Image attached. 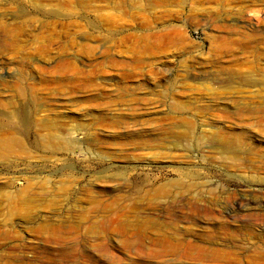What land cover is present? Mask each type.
I'll return each mask as SVG.
<instances>
[{
    "label": "rangeland",
    "instance_id": "rangeland-1",
    "mask_svg": "<svg viewBox=\"0 0 264 264\" xmlns=\"http://www.w3.org/2000/svg\"><path fill=\"white\" fill-rule=\"evenodd\" d=\"M0 264H264V0H0Z\"/></svg>",
    "mask_w": 264,
    "mask_h": 264
}]
</instances>
